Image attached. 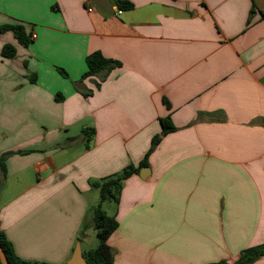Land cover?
I'll return each instance as SVG.
<instances>
[{"label": "crops", "instance_id": "obj_1", "mask_svg": "<svg viewBox=\"0 0 264 264\" xmlns=\"http://www.w3.org/2000/svg\"><path fill=\"white\" fill-rule=\"evenodd\" d=\"M263 13L264 0H0V26L36 36L0 33V53L17 49L0 56V231L15 254L66 264L82 226L94 234L92 181L139 167L168 116L175 130L114 202L113 264L233 262L264 244ZM96 51L120 66L82 79Z\"/></svg>", "mask_w": 264, "mask_h": 264}, {"label": "trees", "instance_id": "obj_2", "mask_svg": "<svg viewBox=\"0 0 264 264\" xmlns=\"http://www.w3.org/2000/svg\"><path fill=\"white\" fill-rule=\"evenodd\" d=\"M119 7L123 10H129L133 7V5L130 3L120 2ZM8 31L13 32L18 43L24 47H27L32 42V35L31 33H28L25 25L23 24H7L0 26V33ZM16 54V47L14 45L7 44L2 48L0 56L4 59H12L16 56ZM86 65L87 71L83 75L82 79L94 77L101 73L107 74L115 67L120 66L118 62L104 57L98 51L93 52L86 58ZM59 72L65 77L68 76L67 73L62 69H59ZM165 102L168 105L167 101ZM160 124L162 127V133L153 138L151 148L144 160L140 163L139 167L136 168L134 166H130L125 168L120 174L113 175L98 181H92V186L99 189L101 196L97 208L93 213V230L94 234L100 240V244L95 249L82 250L83 257L88 264H113L114 254L112 247L109 244V239L116 230L118 222L114 216H109L105 211L102 210V204L107 201L116 202L118 200L123 187V182L133 173L139 172L140 168L146 167L148 165L147 159L149 154L158 145L161 138L175 130V127L172 124L169 116L166 118H161ZM87 231L88 227L85 225L82 226L78 237V242H82V240L88 236ZM0 245L2 246L8 258L9 264H48L41 262H29L19 258L15 254L12 244L7 240L4 232L2 231H0ZM263 256L264 244L246 249L233 262L223 260L215 264H254ZM0 264H2L1 261Z\"/></svg>", "mask_w": 264, "mask_h": 264}, {"label": "rangeland", "instance_id": "obj_3", "mask_svg": "<svg viewBox=\"0 0 264 264\" xmlns=\"http://www.w3.org/2000/svg\"><path fill=\"white\" fill-rule=\"evenodd\" d=\"M101 196L99 195L98 197V202L96 204L93 205V207L91 208V213H90V218L89 220H93V213L94 210L97 208V205L100 201ZM114 201H107L104 202L102 204V210L105 211L107 213V215L112 216L113 215V209H114ZM93 230V227H92ZM94 233V230H93ZM83 242V241H82ZM100 244V240L98 239V237L96 235H92L91 236V240L90 241H84L82 243V248L83 250H89V249H95L99 246Z\"/></svg>", "mask_w": 264, "mask_h": 264}, {"label": "water", "instance_id": "obj_4", "mask_svg": "<svg viewBox=\"0 0 264 264\" xmlns=\"http://www.w3.org/2000/svg\"><path fill=\"white\" fill-rule=\"evenodd\" d=\"M145 170L148 169L146 168ZM0 261L2 264H9L8 258L1 245H0ZM66 264H88L83 257V251L80 242L76 244L72 257L67 261Z\"/></svg>", "mask_w": 264, "mask_h": 264}, {"label": "built area", "instance_id": "obj_5", "mask_svg": "<svg viewBox=\"0 0 264 264\" xmlns=\"http://www.w3.org/2000/svg\"><path fill=\"white\" fill-rule=\"evenodd\" d=\"M36 36H32V38H35Z\"/></svg>", "mask_w": 264, "mask_h": 264}]
</instances>
